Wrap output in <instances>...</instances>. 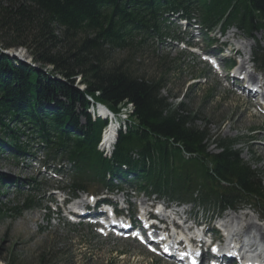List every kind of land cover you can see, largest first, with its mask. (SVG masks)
Listing matches in <instances>:
<instances>
[{
  "label": "trees",
  "instance_id": "1",
  "mask_svg": "<svg viewBox=\"0 0 264 264\" xmlns=\"http://www.w3.org/2000/svg\"><path fill=\"white\" fill-rule=\"evenodd\" d=\"M193 16L206 30L232 26L248 38L264 35V0L0 4V32H5L0 36V153L10 149L22 154L21 134L44 151L48 163L68 164L70 196L126 186L170 200L199 201L219 211L242 204L264 215V172L241 159L236 140L211 137L205 127H196L183 105L173 107L160 95L161 80L137 79L121 64L106 67L110 53L160 39L170 19ZM65 40L67 49L55 53ZM20 48L48 72L2 53ZM253 55L254 64L264 67V51L258 47ZM86 97L113 113L132 106L126 132L118 133L110 158L96 150L106 122L90 118ZM126 174L131 178L120 183L118 177ZM37 207L40 203L27 197L13 211L20 215Z\"/></svg>",
  "mask_w": 264,
  "mask_h": 264
},
{
  "label": "rangeland",
  "instance_id": "2",
  "mask_svg": "<svg viewBox=\"0 0 264 264\" xmlns=\"http://www.w3.org/2000/svg\"><path fill=\"white\" fill-rule=\"evenodd\" d=\"M5 1L0 0V4ZM191 30L190 26L182 23H169L160 39L154 38L139 45L134 43L129 50L114 51L107 55L106 67L121 64L122 68L137 79L154 82L161 80L163 88L160 95L168 103L173 107L183 105L187 114L193 117L194 125L198 128L205 127L209 136L238 140L237 149L241 153V159L251 163L254 171L264 172V117L251 108L253 101L238 96L230 82L226 83L230 79L225 82L222 78L213 76L210 67L202 64L200 58L183 50L182 45L174 43V39L184 38L186 41L190 39L192 45H198V48L206 51L215 49L206 46L211 40L218 38V31L208 34L202 29L198 35L190 33ZM229 32L238 33L240 39L249 44L251 51L258 46L264 51L263 34L249 41L234 29L228 30L227 34ZM4 33L0 32V36ZM166 33L172 38L166 36ZM55 37L62 40L58 31ZM198 40L201 42L196 44ZM67 44L68 41H63L55 49V53L65 51ZM5 52L19 58L11 59L21 60L20 62L40 69L43 73L50 69L33 65L24 48ZM126 108H122V114L128 113ZM19 138V144L24 150L22 154H16V150L10 149L0 153V264H173L150 256L142 247L129 241L106 239L97 234V237L93 236L92 229L85 225H67L63 213L59 216V221L55 216L49 218L46 212L39 210L16 215L13 209L23 198L30 196L46 206L58 199L56 192L50 190L62 189L68 183L66 177L51 176V172H62L68 166L58 163L56 167L46 165L44 170L41 167L44 165V155L38 146L32 145L21 134ZM102 150L103 148L100 149ZM209 151L216 150L211 147ZM80 196L82 195L78 198ZM133 196V193L127 192L128 204L136 211L144 197L138 195L135 199ZM114 199L121 200V195H116ZM154 199L156 198H150ZM244 209L252 216L247 220H261L262 213L257 208ZM214 214V209L206 206L193 209L190 217L197 222L212 223ZM259 223L264 225V222Z\"/></svg>",
  "mask_w": 264,
  "mask_h": 264
},
{
  "label": "bare ground",
  "instance_id": "3",
  "mask_svg": "<svg viewBox=\"0 0 264 264\" xmlns=\"http://www.w3.org/2000/svg\"><path fill=\"white\" fill-rule=\"evenodd\" d=\"M232 35L235 36V34L233 32H229L226 37H225V41L231 39ZM219 48L218 46L214 49V50H208L207 53L209 54H214L216 51H218ZM3 53H6L8 55H14V54H10V53H7V52H3ZM12 58V57H10ZM15 58L19 59L18 56H16ZM21 61V60H20ZM26 64V63H25ZM246 64L244 63L241 67H240V70H243L244 69V66ZM256 70V69H254ZM249 77L251 78V75H249ZM227 79H230L231 78H227L225 77L224 78V81L226 82ZM246 98H249L251 101H253V97L251 96H247ZM255 98H258V96H256ZM250 101V102H251ZM251 105L252 107L254 108H257L258 107V104L257 102H251ZM116 132H117V125L115 122L111 121L104 134H103V139H102V146H100L101 148H103V150H110V147L112 146L114 140H115V136H116ZM144 202V201H143ZM85 211V210H83ZM177 213V212H176ZM94 215H97L95 214V212L93 213ZM178 214V213H177ZM250 217V214L246 211H242L239 215H236V216H233L231 219H233L234 222H236L237 225L243 227V231L245 232H249V231H254L256 233L259 234V237L261 240H264V225H260V223H255V220L257 219H250V220H247V218L249 219ZM189 218V217H188ZM260 219H262V217L260 216ZM191 220V219H190ZM260 222V221H259ZM264 222V221H263ZM192 223H197V221H194ZM234 237L237 239L240 237L239 234L235 233L234 234Z\"/></svg>",
  "mask_w": 264,
  "mask_h": 264
},
{
  "label": "water",
  "instance_id": "4",
  "mask_svg": "<svg viewBox=\"0 0 264 264\" xmlns=\"http://www.w3.org/2000/svg\"><path fill=\"white\" fill-rule=\"evenodd\" d=\"M9 57H13V58H15L16 57V55L14 54V55H8Z\"/></svg>",
  "mask_w": 264,
  "mask_h": 264
}]
</instances>
